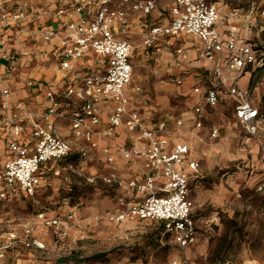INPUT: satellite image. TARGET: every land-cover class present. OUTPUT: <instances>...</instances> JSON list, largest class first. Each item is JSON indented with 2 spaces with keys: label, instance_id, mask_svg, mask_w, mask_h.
Segmentation results:
<instances>
[{
  "label": "built area",
  "instance_id": "built-area-1",
  "mask_svg": "<svg viewBox=\"0 0 264 264\" xmlns=\"http://www.w3.org/2000/svg\"><path fill=\"white\" fill-rule=\"evenodd\" d=\"M218 1L60 0L52 12L44 8L31 17L1 9L0 60L7 65L0 78L6 84L0 86V209L34 200L59 175V164L75 167L87 184L113 191L114 207L94 216L95 224L104 218L113 225H163L181 251L167 264H190L185 251L200 239L192 196L202 178L199 161L190 158L193 130L205 128L209 108L231 99L247 138L263 132L259 111L238 81L264 66V52L251 40L253 14L264 17V9L253 1L246 15L234 11L241 20L229 23ZM13 41L24 47L10 48ZM137 49L153 61L155 74L162 73V83L177 87L193 74L194 62L202 63L192 107L174 113L147 106L143 88L132 85ZM41 68L49 78L27 73ZM185 127L188 138L174 142ZM218 137L219 128H210L209 138ZM96 154L107 173L84 172ZM35 218L57 242L82 222L73 212ZM204 227L207 233L209 224ZM4 229L0 261L19 247L45 249L32 221L6 219Z\"/></svg>",
  "mask_w": 264,
  "mask_h": 264
},
{
  "label": "rangeland",
  "instance_id": "rangeland-1",
  "mask_svg": "<svg viewBox=\"0 0 264 264\" xmlns=\"http://www.w3.org/2000/svg\"><path fill=\"white\" fill-rule=\"evenodd\" d=\"M219 1L232 14L235 10L239 15H246L253 1L264 9V0ZM253 16L257 28L256 37L251 40L256 49L264 52V17L257 12ZM242 37L250 41L245 31ZM134 58L132 85L143 87L150 100L147 106L179 111L189 98L179 94L191 85L179 90L172 84H164L163 75L154 73L155 66L149 57L137 49ZM238 86L247 91L251 103L258 109L263 132L247 138L234 117L231 99L208 109L206 126L220 125L230 132L216 143L195 151L202 171L193 192L200 239L185 251L190 264H264V66L240 78ZM236 136L240 137L238 142L234 141ZM97 156L92 155L94 161H88L83 167L85 173L108 172L98 164ZM55 169L59 175L51 178L48 187L34 200L10 202L0 209V222L10 219L37 224L35 237L51 245L49 249L39 250L46 251V261L50 264H167L181 256L174 238L164 234L158 223L136 221L113 225L103 218L95 224L94 216L104 217L114 207L113 191L102 184H87L76 175L75 167L59 164ZM39 212H45L48 219L73 212L82 225L72 228L57 242L52 229H42L37 222L35 216ZM205 224L210 228L207 233ZM6 231L0 235L4 236ZM22 249L26 250L19 247L17 251Z\"/></svg>",
  "mask_w": 264,
  "mask_h": 264
},
{
  "label": "crops",
  "instance_id": "crops-1",
  "mask_svg": "<svg viewBox=\"0 0 264 264\" xmlns=\"http://www.w3.org/2000/svg\"><path fill=\"white\" fill-rule=\"evenodd\" d=\"M59 1L60 0H0V10L1 9H7V10H12V11L21 10V11H24L28 16L31 17L32 16L31 12H35V13L40 12V10H42L44 8H48L52 12L55 9V7L59 4ZM216 6H217L220 14L222 16H226L229 19V21H230L229 23L238 22L236 17H234V14L229 13V11L227 10L228 6L225 5L223 2L220 3V1H218ZM234 11L235 10H233V12ZM239 20H241V19L239 18ZM9 34H11V32H7V35H9ZM9 46H10V48H22V47H24V44L21 43L20 41H13L11 44H9ZM201 64L202 63H200V62H194L192 64L193 74L185 78V81L181 87L175 86L177 89L181 90L185 86L191 85L190 88H188V90L185 93L181 92L179 94V97H184V98L189 97L186 100L184 106L181 107V109L179 111H170V112L180 113L183 110H185L186 108L192 107L194 105V103L196 102L195 101L196 99L194 98V96L192 94V87L198 81L196 74L200 73L199 68H200ZM6 65H7V63L4 60H0V78L4 75V73L6 71ZM27 73L30 76H35L37 78L43 77V76L45 78H49L51 75L50 71L47 70L46 68L35 69V71H30V72L27 71ZM186 81H189L187 85H185ZM4 85H6V84L4 82H1L0 86H4ZM10 85L12 87L16 86L15 82H12ZM172 86H174V85L172 84ZM144 98L149 99V98H147V96L145 94H144ZM215 108H217V107H215ZM215 108H213V109H215ZM159 111L164 112L161 109H159ZM207 113H208V110H207ZM206 119H207V114H206ZM212 127H218L219 128V137L217 139H214V140H211L209 138L210 128H212ZM188 131H189L188 127H185L184 129H181V130H177L174 142L175 141L180 142V141H183L186 138H188V136H187ZM229 132H230V130L228 128H225L224 126H220V125H208V126H206V124H205V128L201 131L200 130H193L192 136L189 138L191 141L194 142V148L190 154V158L195 159V160L199 161V163H200V159L195 156V151H199L200 149H204L206 147V145L209 146V143H211V142L213 144L216 143L218 140H221L222 138L226 137V135ZM199 138H201L202 141H200ZM239 139H240V137L238 136L237 139L234 141L238 142ZM200 166H201V164H200ZM193 200H194V198H193ZM84 221H86V220H84ZM81 225H82V222H81L80 226ZM80 226H78V228ZM40 239H41V242H43L45 244V247H46L45 249H49L51 247L50 243H48L45 239H43V238H40ZM45 254H46V251H39L36 249H31V250L22 249L21 252L16 250L14 253H11L10 255H8L4 260L0 261V264H50L51 262L46 261V259L48 257Z\"/></svg>",
  "mask_w": 264,
  "mask_h": 264
},
{
  "label": "trees",
  "instance_id": "trees-1",
  "mask_svg": "<svg viewBox=\"0 0 264 264\" xmlns=\"http://www.w3.org/2000/svg\"><path fill=\"white\" fill-rule=\"evenodd\" d=\"M160 225V224H159ZM162 227V230H163V225H160Z\"/></svg>",
  "mask_w": 264,
  "mask_h": 264
},
{
  "label": "bare ground",
  "instance_id": "bare-ground-1",
  "mask_svg": "<svg viewBox=\"0 0 264 264\" xmlns=\"http://www.w3.org/2000/svg\"><path fill=\"white\" fill-rule=\"evenodd\" d=\"M248 264H250V263H248Z\"/></svg>",
  "mask_w": 264,
  "mask_h": 264
}]
</instances>
